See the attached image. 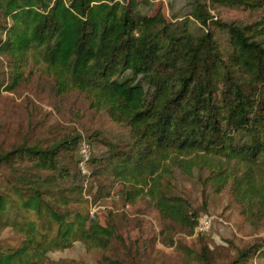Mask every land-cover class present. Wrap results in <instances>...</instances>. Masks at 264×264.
<instances>
[{
    "label": "trees",
    "instance_id": "obj_1",
    "mask_svg": "<svg viewBox=\"0 0 264 264\" xmlns=\"http://www.w3.org/2000/svg\"><path fill=\"white\" fill-rule=\"evenodd\" d=\"M153 1L0 0V87L40 71L56 94L83 93L123 128L87 135V173L80 134L0 150V225L19 234L0 239V264H43L74 241L102 251L99 264H147L116 214L102 223L89 212L113 185L124 205L154 208L166 246L181 247L175 235L193 234L203 213L178 191L181 179L199 184L201 209L209 191L226 190L251 223H264V0H164L169 18L142 10ZM217 7L258 17L222 20ZM187 251L199 264H264V236L222 261L207 244Z\"/></svg>",
    "mask_w": 264,
    "mask_h": 264
},
{
    "label": "rangeland",
    "instance_id": "obj_2",
    "mask_svg": "<svg viewBox=\"0 0 264 264\" xmlns=\"http://www.w3.org/2000/svg\"><path fill=\"white\" fill-rule=\"evenodd\" d=\"M141 7L148 14L160 9L169 18L164 0H154L151 7ZM212 11L227 21H247L258 17L255 12L242 8L217 7ZM5 63V59L0 56V71L5 69ZM6 85L4 83L0 87V150H7L25 141H34L38 136L48 142L61 134L71 133L81 135L78 151L82 137L86 140L93 130L108 138H113L123 130L105 112L93 109L83 93L72 91L65 95L56 94L52 79L43 72L33 73L13 89ZM91 144L97 153L103 149L99 142L92 141ZM87 169L90 172V165ZM88 181L90 184L92 177H88ZM177 186L178 191L186 195L200 212H207L222 220L216 221L205 235L197 236L195 231L190 235L176 234L175 240L181 242V247L163 245L159 241L161 222L154 208L143 199L133 205H124L116 193L118 185H113L109 196L97 200L96 205L105 208L96 214L102 223L108 214H116L123 239L126 243L139 240L138 245L148 253L147 264H199L187 249L199 251L201 244H207L213 251L212 256L222 261L235 256L238 248L256 236H264V223H251L226 190L209 191L207 209L203 210L199 184L181 179ZM93 205H88L89 212ZM121 213H125L127 218H120ZM42 231L52 233L47 228ZM18 237L19 234L13 228L0 225V239L13 242L16 240L12 239ZM102 253L99 249L87 250L83 243L74 241L69 247L48 251L43 264H99Z\"/></svg>",
    "mask_w": 264,
    "mask_h": 264
},
{
    "label": "built area",
    "instance_id": "obj_3",
    "mask_svg": "<svg viewBox=\"0 0 264 264\" xmlns=\"http://www.w3.org/2000/svg\"><path fill=\"white\" fill-rule=\"evenodd\" d=\"M81 140L82 141L80 142L79 150H78V154H79L78 165L81 169V172L86 173L88 171L87 161L90 155V146L88 142L85 140V138L82 137ZM104 208L105 206H102V205H93L90 210V214L91 215L96 214L97 212L100 211V209H104ZM216 221H222V220L207 212L201 213L197 217V223L194 228L195 233H201V234L208 233Z\"/></svg>",
    "mask_w": 264,
    "mask_h": 264
}]
</instances>
